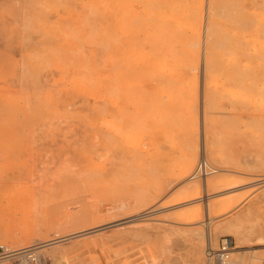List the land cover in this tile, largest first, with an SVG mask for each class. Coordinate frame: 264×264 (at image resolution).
Wrapping results in <instances>:
<instances>
[{
	"label": "rangeland",
	"instance_id": "1",
	"mask_svg": "<svg viewBox=\"0 0 264 264\" xmlns=\"http://www.w3.org/2000/svg\"><path fill=\"white\" fill-rule=\"evenodd\" d=\"M66 1L0 0L5 243L41 264H207L209 229L244 251L233 264H263L264 0ZM180 42L182 64L147 58Z\"/></svg>",
	"mask_w": 264,
	"mask_h": 264
},
{
	"label": "bare ground",
	"instance_id": "2",
	"mask_svg": "<svg viewBox=\"0 0 264 264\" xmlns=\"http://www.w3.org/2000/svg\"><path fill=\"white\" fill-rule=\"evenodd\" d=\"M68 1V0H67ZM66 1V2H67ZM69 2V1H68ZM70 9V8H69ZM83 11V10H82ZM90 11V10H89ZM93 12V11H92ZM95 13H96V11H95ZM125 14V13H124ZM128 16V15H127ZM126 19V18H125ZM141 19V18H140ZM131 20H133V19H131ZM136 20V19H135ZM135 20H134V22H135ZM137 23V22H136ZM139 26V25H138ZM69 29V28H68ZM72 30V29H71ZM106 31H107V29H106ZM106 33V32H105ZM112 34H113V32H111ZM114 35V34H113ZM212 35H213V32L211 31L210 32V37H212ZM65 37V36H64ZM67 38H68V36H66ZM70 39H71V37H70ZM72 40V39H71ZM148 41V40H147ZM190 43H193V42H190ZM194 44V43H193ZM190 45V44H189ZM192 45V44H191ZM217 45V46H216ZM187 49V46L185 47V44H184V46L182 45V42H180L179 43V45H173V46H170V47H165L164 45H159V46H157L156 45V47H154L153 48V50L150 52V54H149V56H147V58H152V59H154L155 61H162V60H173V61H176V62H178L179 64H182L183 63V61H184V56H183V54L184 53H186V50ZM222 50H223V47H222V45H218V44H213V43H209L208 44V56H207V66H206V70L207 71H209V87H214V86H216L217 85V82H218V79H217V77H216V75H214L213 74V72H215V70H214V68H213V63H214V60H215V56H217V55H221L222 54ZM129 51V50H128ZM125 53V52H124ZM132 53V52H131ZM79 58V57H78ZM187 58H188V56H187ZM190 59V58H189ZM233 59V58H232ZM193 61V60H192ZM169 62V61H168ZM186 62L187 63H189L188 61H187V59H186ZM193 62H195V61H193ZM190 64V63H189ZM114 65V64H113ZM195 65V64H194ZM189 66V65H188ZM117 67V66H116ZM205 67V66H204ZM118 68V67H117ZM191 68V65H190V67H188V69H190ZM194 69H196V68H194ZM193 69V70H194ZM204 70H205V68H204ZM175 71V70H174ZM191 71V70H190ZM78 72H79V70H78ZM224 72V71H223ZM222 72V73H223ZM225 73V72H224ZM124 74V73H123ZM189 74V73H188ZM128 75V74H127ZM191 75V74H190ZM87 76V75H86ZM204 76V75H203ZM248 78H250L249 76H247ZM235 80H238L239 81V83L240 84H242V85H245L246 84V81H244V82H242L241 80H240V78H237V77H233ZM253 78V77H252ZM252 78H250V79H252ZM115 79V78H114ZM221 79V78H220ZM222 79H223V77H222ZM230 79H231V77H230ZM81 80V79H80ZM252 80H254V79H252ZM72 81V80H71ZM110 81V80H109ZM116 81V80H115ZM172 80H170V82H171ZM232 81H234L233 79H232ZM199 82V81H198ZM202 82V81H201ZM247 82H248V80H247ZM188 84H189V82H187ZM221 83V82H220ZM237 83V82H236ZM166 84V83H165ZM234 84V83H233ZM263 84V83H262ZM190 85V84H189ZM222 85V84H221ZM231 85H232V83H231ZM236 85V84H235ZM182 84L180 85V90H183V88H182ZM199 86V85H198ZM234 86V85H233ZM264 86V85H263ZM190 87V86H189ZM201 87V86H200ZM136 89V88H135ZM143 89V88H142ZM190 89V88H189ZM204 89V88H203ZM164 90V89H163ZM201 90V89H200ZM207 90H209V88L207 87ZM227 90V89H226ZM162 92V91H161ZM133 93V92H132ZM208 93V99H207V108L208 107H210V106H212L213 104H212V100H211V97H212V93H210L209 91L207 92ZM230 93V92H229ZM134 94V93H133ZM214 94V93H213ZM116 95V92L114 91L113 92V94H112V97H113V99H114V96ZM215 95V94H214ZM234 95V94H233ZM233 95H230L231 97H234ZM105 96V95H104ZM118 96V95H117ZM121 97V96H120ZM236 97V96H235ZM105 98V97H104ZM244 98V97H243ZM120 99V98H119ZM130 100V99H129ZM165 100V99H164ZM198 101V100H197ZM116 102V101H115ZM114 102V103H115ZM119 102V101H118ZM222 102V101H221ZM107 103V102H106ZM130 103V102H129ZM155 103V102H154ZM258 104H259V102H257ZM144 104V103H143ZM161 104V103H160ZM184 104V102H183V99H180V105H183ZM257 104V105H258ZM99 105V104H98ZM191 106V105H190ZM259 106V105H258ZM264 105H262V107H263ZM252 107V106H251ZM113 108V107H112ZM129 109V108H128ZM191 110H193L192 108H191ZM264 110V109H263ZM114 111V110H113ZM186 111V110H185ZM194 111V110H193ZM108 112V111H107ZM196 112V111H195ZM199 112V111H198ZM201 112V111H200ZM206 113V112H205ZM139 114H140V112H139ZM198 114V113H197ZM103 116V115H102ZM189 117V116H188ZM204 117V116H203ZM121 118V117H120ZM135 118H137V117H135ZM101 119V118H100ZM103 119V118H102ZM105 119V118H104ZM155 119V118H154ZM203 120H204V118H203ZM215 121V120H214ZM213 121V122H214ZM106 123V122H105ZM109 123V122H108ZM108 123H106V124H108ZM196 123V122H195ZM194 123V124H195ZM114 124V123H113ZM207 124V123H206ZM111 125V124H110ZM124 125V124H123ZM132 125V124H131ZM109 126V125H108ZM200 126V125H199ZM122 127V126H121ZM204 127V126H203ZM110 128H113V127H111L110 126ZM114 128H115V126H114ZM125 128V127H124ZM116 129V128H115ZM241 129V128H240ZM124 130V129H123ZM199 130V129H198ZM111 131V130H110ZM116 132H117V130H116ZM123 132V131H122ZM118 133V132H117ZM119 133H121L120 132V130H119ZM126 133V132H125ZM189 133V132H188ZM208 133V132H207ZM121 134H123V133H121ZM206 134V133H205ZM125 135H127V134H125ZM223 136V135H222ZM117 137V136H116ZM188 137V136H187ZM226 138H228V137H226ZM225 138V139H226ZM131 139H132V137H131ZM168 139V138H167ZM191 139V138H190ZM224 139V138H223ZM231 139V138H230ZM229 139V140H230ZM125 140H126V138H125ZM137 140V139H136ZM234 140V139H233ZM133 141V140H132ZM166 141V140H165ZM217 141V140H216ZM226 141V140H225ZM212 142V141H211ZM215 142V141H214ZM129 143V142H128ZM218 143V142H217ZM228 143H230V142H228ZM135 144V143H134ZM120 145V144H119ZM143 145V144H142ZM250 145V144H249ZM225 146V145H224ZM224 148V147H223ZM251 149H253L252 147H251ZM226 150V149H225ZM224 150V151H225ZM229 150V149H228ZM232 151H233V149H231ZM230 150V151H231ZM197 151V150H196ZM198 152V151H197ZM196 152V154L198 155V153ZM228 151L226 150V152H225V155H227L226 153H227ZM193 152H190L189 153V158H188V160H187V162L184 164V166L182 167V169H181V174H180V176L182 177V178H185V177H187L188 176V174H189V169H192L193 167H192V159L193 158H191L192 156H193V154H192ZM231 155H232V153L231 152H229ZM195 154V155H196ZM230 154H229V156H230ZM235 153H233V155L232 156H234L235 157V155H234ZM194 155V156H195ZM246 156V155H245ZM251 156V155H250ZM197 157V156H196ZM222 157V156H221ZM240 157V156H239ZM244 158V157H243ZM250 159H251V157H250ZM223 160V159H222ZM244 160H245V158H244ZM241 161V160H240ZM194 165V164H193ZM176 167V166H175ZM194 170V169H193ZM220 171V170H219ZM209 172V171H208ZM217 172V170H214V173H216ZM217 174H218V172H217ZM234 176H235V174H234ZM239 176V175H238ZM170 180V179H169ZM185 181V180H184ZM189 181V180H188ZM178 182H180V181H178ZM160 183V182H159ZM172 187V186H171ZM170 187V188H171ZM214 190V189H213ZM206 195H208V194H206ZM87 197H89V196H87ZM83 198V197H82ZM157 198V197H156ZM208 198V197H207ZM148 200H149V198H148ZM207 200V199H206ZM83 202V201H82ZM139 203V202H138ZM140 204V203H139ZM225 204V206H224V215L225 214H227V213H229V211H231V209H232V207H233V205H232V203H224ZM239 206H240V204H239ZM2 209V208H1ZM215 211H217V209H216V205L214 204V203H208V201H207V203L205 204V206L204 207H201L200 205H199V208L197 209V212H199L200 213V215H202V216H204V215H206V213L207 214H209L208 215V218L207 219H209V220H212V219H214L213 218V213H218V212H215ZM192 212V211H191ZM222 213V212H221ZM231 213V212H230ZM196 214V213H195ZM215 214V215H216ZM199 215V214H198ZM228 215V214H227ZM188 216V215H187ZM200 218V217H199ZM133 219V218H132ZM131 219V217H130V219H129V221L128 222H130V221H134V220H132ZM206 219V218H205ZM206 219V221H209V220H207ZM12 220H16V218L15 217H10V215L8 214V213H2V211L0 212V247H3V248H5V249H7V250H12L13 248H12V246L11 245H8L7 243H5V242H8V239L9 238H14L15 237V232L14 231H11V230H7V229H2L1 230V228L3 227L2 225H4V224H6V223H8V222H12ZM136 221V220H135ZM214 221V220H213ZM13 222H15V221H13ZM24 222V221H23ZM203 222H204V220H203ZM202 222V219H201V221L200 222H197V223H195L194 225L195 226H198L199 225V227L201 226V225H203L204 223ZM19 223V222H18ZM21 223V222H20ZM25 223V222H24ZM15 224V223H14ZM16 224H17V222H16ZM18 226H21L22 224H17ZM24 225V224H23ZM22 225V226H23ZM182 225V224H181ZM187 225V224H186ZM242 225V224H241ZM21 226V227H22ZM184 226V225H183ZM193 226V225H192ZM195 226H193V228H192V230H196L197 228H195ZM203 226H205V225H203ZM240 228H241V226H239ZM210 228V227H209ZM232 228H234V227H232ZM238 228V227H237ZM239 228V229H240ZM188 230V229H187ZM206 230H207V228H206ZM209 230V229H208ZM207 230V232L208 233H206V234H208L207 235V246L206 247H212V243L213 242H211L212 240H211V236H212V232H210V231H208ZM23 231L25 232V233H23V235H22V237H27L28 236V233H27V229H26V231L23 229ZM238 231L239 230H237V229H234V232L235 233H238ZM184 233V232H183ZM234 233V234H235ZM250 233V232H249ZM187 235V234H186ZM260 237V236H259ZM214 244V243H213ZM47 245H49V244H44V245H41V246H38V247H36V248H41V247H46ZM201 246H200V248H201V250L204 248V244L202 245V244H200ZM259 245H262L263 247H264V238H262V237H260V239H259ZM209 247V248H210ZM213 248V247H212ZM241 249V247H236L235 248V253L234 254H236V255H239L240 253H242V252H244V251H242V250H240ZM259 250V249H258ZM254 250H252V252H253ZM204 255V254H203ZM203 255H201L200 254V256L198 257L199 258V260H198V263L197 264H202V256ZM197 258V257H196ZM255 258V257H254ZM255 259H257V258H255ZM261 258H258V260H260Z\"/></svg>",
	"mask_w": 264,
	"mask_h": 264
},
{
	"label": "built area",
	"instance_id": "3",
	"mask_svg": "<svg viewBox=\"0 0 264 264\" xmlns=\"http://www.w3.org/2000/svg\"><path fill=\"white\" fill-rule=\"evenodd\" d=\"M208 171L210 172V168L206 162L202 161L197 167L195 176L207 175ZM235 248L231 237H223L217 248L210 247L207 250V264H233L232 255ZM0 264H41V261L33 247L14 251L0 247Z\"/></svg>",
	"mask_w": 264,
	"mask_h": 264
}]
</instances>
